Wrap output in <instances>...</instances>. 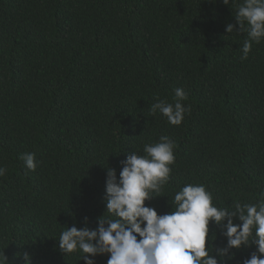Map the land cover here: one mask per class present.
<instances>
[{"label": "trees", "instance_id": "obj_1", "mask_svg": "<svg viewBox=\"0 0 264 264\" xmlns=\"http://www.w3.org/2000/svg\"><path fill=\"white\" fill-rule=\"evenodd\" d=\"M236 10L223 0H0V257L85 264L82 252L60 251V233L96 229L107 168L119 177L128 155L161 136L175 162L146 201L159 215L188 184L218 208L264 200V39L241 58ZM177 88L191 112L174 126L150 109L174 103ZM223 231L211 223L209 244L226 247ZM232 253L229 264L259 255L254 245Z\"/></svg>", "mask_w": 264, "mask_h": 264}, {"label": "clouds", "instance_id": "obj_2", "mask_svg": "<svg viewBox=\"0 0 264 264\" xmlns=\"http://www.w3.org/2000/svg\"><path fill=\"white\" fill-rule=\"evenodd\" d=\"M225 5L236 7L235 19L239 31L233 24L226 32H247L240 51L247 59L253 42L264 39V0H223ZM247 25V27H245ZM174 103L158 101L150 111L157 110L171 125L179 126L191 105L182 88L175 89ZM174 142L161 136L155 144H145L144 153L128 155L117 177L115 169L107 168L106 213L97 221L98 227H66L59 236L62 253L82 252L85 264H95L97 256L108 255V264H229L235 258L233 249L255 246L257 254L251 255L244 264H264V200L257 204H235L234 210L218 208L213 204L212 194L203 185H185L170 199L173 211L159 215L146 201L160 197L168 182L175 162ZM29 170H35V154L24 153L20 157ZM6 169L0 167V176ZM238 219L241 223H235ZM87 223V218H85ZM224 229L227 246L216 248L209 244L210 224ZM138 237L140 239H138ZM213 242L216 237H212ZM215 253V255H213ZM24 264H32L28 253L17 254ZM219 256V260L216 258ZM0 264H8L5 253Z\"/></svg>", "mask_w": 264, "mask_h": 264}]
</instances>
